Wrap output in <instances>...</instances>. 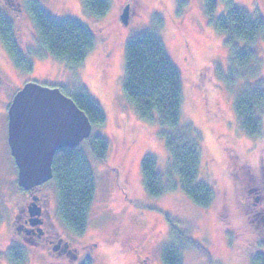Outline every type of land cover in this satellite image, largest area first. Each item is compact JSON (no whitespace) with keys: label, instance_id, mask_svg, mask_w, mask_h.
I'll use <instances>...</instances> for the list:
<instances>
[{"label":"rangeland","instance_id":"obj_1","mask_svg":"<svg viewBox=\"0 0 264 264\" xmlns=\"http://www.w3.org/2000/svg\"><path fill=\"white\" fill-rule=\"evenodd\" d=\"M109 1L108 12L94 18L81 0H38L52 18L76 20L94 35L92 50L81 64L70 67L49 54L36 55V31L22 0H0V12L11 21L19 48L33 62L31 72L17 70L0 42V212L4 217L0 264H11L8 251L13 247L25 251L24 264H69L64 257L55 261L50 247L37 245L33 237L23 238L9 225L11 211L25 195L17 185V169L5 142L7 109L28 82L82 88L105 116V124L92 127L91 134L108 142L106 159L93 160L82 146L95 183L84 235H73L61 223L54 185L40 187L50 196L62 243L70 241L71 249L88 245L86 263L137 264L139 257L146 256L150 263L162 264V249L174 239L173 226L198 244L182 250V264H252L257 255L264 257V135L248 137L234 112L236 89L221 77L229 67L224 35L206 18L204 0ZM216 2L213 21L226 10V0ZM231 2L256 10L264 21V0ZM127 5L124 25L121 15ZM147 31L162 40L181 74V122L201 137L199 177L215 192L208 208L194 205L179 187L152 198L142 186L140 161L145 155L155 158L163 176L168 166L160 127L142 120L122 91L125 43ZM254 48L264 64V40ZM261 120L264 128V113ZM173 180L178 183L176 175Z\"/></svg>","mask_w":264,"mask_h":264},{"label":"trees","instance_id":"obj_2","mask_svg":"<svg viewBox=\"0 0 264 264\" xmlns=\"http://www.w3.org/2000/svg\"><path fill=\"white\" fill-rule=\"evenodd\" d=\"M22 1L36 31V55L49 54L70 67L81 64L94 47V35L90 29L76 20L52 18L38 0ZM81 3L94 18L103 17L110 8L109 0H81ZM216 5V0H204V14L215 30L224 35L229 51V67L226 75H221L222 82L236 89L233 109L242 131L250 138L261 139L264 135L261 120L264 113V64L254 46L264 40V21L256 10L250 12L236 7L231 0L225 2V14L213 21ZM0 42L17 70H33L32 60L19 48L13 25L2 12ZM58 88L86 115L92 127L105 124L104 113L85 90ZM122 91L142 120L160 127L158 136L168 153L165 176L159 172L152 155L141 159L140 174L145 193L158 198L179 187L197 207L211 206L215 192L199 177L201 137L190 124L181 122V74L155 32H143L126 41ZM83 145L93 160L102 162L106 159L108 142L91 134L79 146L56 152L49 181L56 189L59 219L76 236L86 232L95 197L94 174ZM173 175L178 183L173 180ZM171 229L174 239L162 249V264H182V250L196 248L198 244L175 227L171 226ZM8 258L11 264H24L25 251L10 248ZM252 264H264V257L257 255Z\"/></svg>","mask_w":264,"mask_h":264},{"label":"water","instance_id":"obj_3","mask_svg":"<svg viewBox=\"0 0 264 264\" xmlns=\"http://www.w3.org/2000/svg\"><path fill=\"white\" fill-rule=\"evenodd\" d=\"M128 17L127 5L124 25ZM91 132L89 119L58 87L24 84L7 109V144L19 188L28 191L49 182L56 152L79 146Z\"/></svg>","mask_w":264,"mask_h":264},{"label":"flooded vegetation","instance_id":"obj_4","mask_svg":"<svg viewBox=\"0 0 264 264\" xmlns=\"http://www.w3.org/2000/svg\"><path fill=\"white\" fill-rule=\"evenodd\" d=\"M9 2L10 0H4ZM124 9V8H123ZM10 104V103H9ZM5 142L7 144V129L5 131ZM9 149V148H8ZM10 153V151H9ZM44 185V184H43ZM41 185V186H43ZM41 186L34 187L28 191H24L22 202L16 205V208L11 211L9 225L17 231L23 238L30 237L34 239L37 245H46L54 253V260L57 261L65 258L69 264H86L89 256L88 245H78L74 249L70 248V241L66 240L62 243V238L58 233L53 218L56 217L55 210L51 207V200L48 193L40 189ZM0 212V223L3 220ZM76 240V237H73ZM63 244L61 248L60 244ZM112 243H116L113 241ZM93 247H96L93 244ZM72 250V251H71ZM137 264H152L148 257H139Z\"/></svg>","mask_w":264,"mask_h":264}]
</instances>
